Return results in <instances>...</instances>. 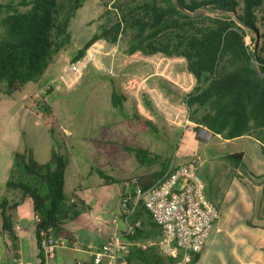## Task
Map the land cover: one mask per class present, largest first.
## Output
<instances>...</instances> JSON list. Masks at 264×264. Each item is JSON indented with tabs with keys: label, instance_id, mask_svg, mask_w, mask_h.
<instances>
[{
	"label": "trees",
	"instance_id": "16d2710c",
	"mask_svg": "<svg viewBox=\"0 0 264 264\" xmlns=\"http://www.w3.org/2000/svg\"><path fill=\"white\" fill-rule=\"evenodd\" d=\"M82 1L8 0L6 4L0 3V93L12 96L26 84L39 80L53 55L68 40L66 30L70 16ZM174 2L188 13L213 10L231 16L209 18L199 15L191 18ZM262 2L241 0L239 15L237 0H147L138 9L127 11L119 23L103 28L100 34H93L77 51L73 61L82 58L97 39L110 38L115 42L121 25L132 27L134 35L129 42L130 54L159 52L185 60L186 69L196 82L186 97V104L189 108L195 107L197 112L200 108L205 110L194 121L196 129L204 127L212 136L225 140L252 136L264 146V57L248 49L244 32V29L257 32L255 10ZM233 14L239 23L235 22ZM121 100V95L113 90L111 105L121 109ZM24 106L40 115L50 131L58 129L57 116L42 95H31ZM146 126L154 131L150 122H146ZM125 149L133 152L141 165L152 162L149 153L143 149ZM262 152L264 154V147ZM225 159L236 169L244 168L241 153L226 155ZM66 167V159L56 151L52 152L45 165L27 159L25 154L14 156L12 179L6 186L19 189L31 200L37 244L42 231L50 227L55 235H62V224L74 220L87 209L82 201L75 197L69 201L64 193ZM166 168L163 167L160 173L136 177L137 184L144 189L152 186ZM99 176L104 182H115L102 172ZM5 204V200L0 202V212L3 226L11 234L8 219L3 213ZM141 212L147 213L139 205L128 218V223L134 226ZM148 219L150 223L142 221L139 227L134 228V234L125 239L128 242L143 239L141 227L145 225L158 231L150 217ZM126 255L128 264H174L171 259L137 247L130 248ZM38 258L42 264L40 250ZM196 260L197 255L190 264Z\"/></svg>",
	"mask_w": 264,
	"mask_h": 264
},
{
	"label": "rangeland",
	"instance_id": "374dc122",
	"mask_svg": "<svg viewBox=\"0 0 264 264\" xmlns=\"http://www.w3.org/2000/svg\"><path fill=\"white\" fill-rule=\"evenodd\" d=\"M237 1V14L240 15L242 3L241 0ZM7 2L0 0L1 4ZM145 2L147 0H83L81 6L71 14L66 30L69 38L53 55L38 90L49 86V90L41 95L53 108L58 123L73 130L72 139L85 140L81 151L67 139L63 141L64 155L70 164L74 161L88 162L93 169L97 168L95 170L98 174L108 172L116 178L123 157H129L132 165L137 164L134 153L126 150L127 147L147 151L152 160L147 166L152 165L150 169H162L171 162L179 163V150L187 141L190 150L185 163H195L194 170L203 183L204 197L215 205L222 198L231 177L226 171L234 167L225 157L218 160V163L210 159L212 152L208 144L211 142V133L204 127L196 129L194 123L205 110L200 108L197 112L195 107L189 108L186 104V97L196 82L187 71L183 58L168 57L159 52L144 54L137 51L130 54L129 42L134 30L121 25L115 42L110 38H100L89 46L83 57L89 54L91 60L73 88L66 89L57 84L56 78L61 66L73 61L77 51L93 34H100L103 28L108 29L119 23L127 11L138 9ZM225 15L231 16L213 10H204L202 14L209 18ZM255 17L257 32L244 29L245 43L251 52L264 57V0L256 8ZM96 46L101 48L93 53L94 49L97 50ZM113 90L122 97L121 109L114 108L110 103ZM155 95L165 102L168 109L175 112L182 110L190 124L186 127L169 124L165 116L151 104V97ZM146 122L152 124L154 131L146 126ZM187 132L191 135L190 139ZM86 146L95 147L100 158L92 156V160L86 159L84 154L88 151L83 149ZM0 148L6 149L7 144L1 143ZM239 148H244L241 140L225 150L234 152ZM90 151L91 154L94 152ZM105 152L113 159L108 158L104 162L101 157H104ZM110 191L117 192V184L111 185ZM64 193L69 196L67 187ZM76 257L71 252L65 260L66 264H74Z\"/></svg>",
	"mask_w": 264,
	"mask_h": 264
},
{
	"label": "crops",
	"instance_id": "0c3cea01",
	"mask_svg": "<svg viewBox=\"0 0 264 264\" xmlns=\"http://www.w3.org/2000/svg\"><path fill=\"white\" fill-rule=\"evenodd\" d=\"M45 76L43 74L38 81L26 84L12 96L0 93V144H7L6 149L0 148V202L6 201L3 213L8 219L11 232L9 234L3 226L0 212V264H39V247L34 232L31 200L23 196L19 189L6 186L12 179L15 154H25L27 159L38 165H45L50 161L52 152H58L67 162L63 191L67 187L69 196L65 194L69 201L75 197L87 207L74 220L62 224L61 236L74 238L80 249L57 250L55 264H66L65 260L71 252L77 255L74 264L77 261L87 264L93 249L105 242L113 232L123 233L126 223L122 217L116 218L122 184L132 177L162 171L155 167L150 169L152 165H140L137 161V164L132 165L129 157H123L116 178L108 172L104 173L115 180L114 183H107L99 176L95 170L97 168L93 169L88 162L74 161L70 164L64 155L63 141L67 139L81 151L85 140L72 139L73 130L65 128L61 123L58 129L50 131L40 115L32 113L24 106L27 98L39 92V84ZM186 135L190 139L188 132ZM210 140L208 146L212 152L211 160L218 163V160L226 155L241 153L244 168L227 169L226 173L231 175L228 186L226 184L227 189L215 204L219 212L218 219L194 264H264V146L252 136L225 140L211 135ZM239 140L244 142V148L226 152L227 147L233 146ZM83 149L88 151L84 154L86 159L92 160V156L100 158L95 147L86 146ZM90 150L94 152L91 154ZM189 150V142L186 141L179 150V163L175 165L187 162ZM101 158H104V162L108 158L113 159L106 152ZM115 184L118 191L111 192L110 186ZM148 216L147 213L141 212L137 221L140 222L139 225L142 221L150 223ZM141 229L144 238L129 241V249L137 247L143 251L149 250L155 256H161L155 246H151L158 241L159 230H151L149 225Z\"/></svg>",
	"mask_w": 264,
	"mask_h": 264
},
{
	"label": "built area",
	"instance_id": "2783aa9c",
	"mask_svg": "<svg viewBox=\"0 0 264 264\" xmlns=\"http://www.w3.org/2000/svg\"><path fill=\"white\" fill-rule=\"evenodd\" d=\"M95 48L97 50L94 49L93 53H97L101 47ZM90 60L91 55L87 54L62 65L56 78L57 84L66 89L73 88ZM47 90L49 86L39 90L35 96ZM151 104L172 126L186 127L190 124L182 110L175 112L168 109L157 95L151 97ZM194 166V163L175 165L171 162L162 177L146 189L139 186L135 178L126 180L122 184L116 216L123 218L125 229L123 233L113 232L105 242L93 249L87 264H128L126 253L130 243L125 237H131L134 228L139 227V222L130 225L128 218L139 205L160 232L158 241L151 246H155L161 256L171 259L174 264H190L192 258L202 251L219 216L217 207L204 197L203 183L196 175ZM38 246L42 264H55V253L59 249H80L74 238L55 235L50 227L40 233ZM75 264L85 263L77 261Z\"/></svg>",
	"mask_w": 264,
	"mask_h": 264
},
{
	"label": "water",
	"instance_id": "95a60500",
	"mask_svg": "<svg viewBox=\"0 0 264 264\" xmlns=\"http://www.w3.org/2000/svg\"><path fill=\"white\" fill-rule=\"evenodd\" d=\"M174 3H175V6H176L180 11H182L183 13L186 12V11H184V9H183L182 7H180L176 2H174ZM203 13H204V10H197V11H194V12L188 14V15H189V17L194 18V17H197V16H199V15H202ZM233 17H234L235 22H236V23H239V20L236 18V15H235V14H233ZM255 45H256V41H255ZM203 131H206V129H203Z\"/></svg>",
	"mask_w": 264,
	"mask_h": 264
}]
</instances>
